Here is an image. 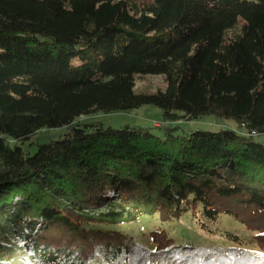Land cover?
Instances as JSON below:
<instances>
[{"label":"trees","instance_id":"obj_1","mask_svg":"<svg viewBox=\"0 0 264 264\" xmlns=\"http://www.w3.org/2000/svg\"><path fill=\"white\" fill-rule=\"evenodd\" d=\"M148 74L165 87L136 91ZM145 104L167 123L212 115L242 129L158 135L78 122ZM54 128L66 132L32 154L23 147ZM258 134L264 0H0V264H24L25 250L44 264L65 249L118 252L134 240L120 225L187 213L202 227L227 215L264 256ZM145 235L154 250L176 241L163 227Z\"/></svg>","mask_w":264,"mask_h":264},{"label":"rangeland","instance_id":"obj_2","mask_svg":"<svg viewBox=\"0 0 264 264\" xmlns=\"http://www.w3.org/2000/svg\"><path fill=\"white\" fill-rule=\"evenodd\" d=\"M165 87L162 75H144L136 79L135 90L153 92ZM80 123H94L103 128H122L124 126H144L153 133L160 135L164 126H175L178 134H188L194 130L218 131L233 129L238 132L242 129L233 119L204 115L196 120L180 119L173 123L163 121L162 110L153 104H145L138 108L120 112L85 115L78 119ZM158 126L160 128L154 127ZM65 128H54L38 132L23 147L34 153L37 145L61 137ZM257 142L264 143V134L254 136ZM200 226L193 215L184 214L178 220L169 224H160L155 216H140L136 223L122 224L118 228L134 239L131 243L119 249L118 252L106 250L97 246L94 253L82 259L74 249H66L56 257L54 264H130L139 260L138 264H186L189 258L213 257L222 261L229 259L230 264H264V256L257 252L249 243V232L241 224L230 219L225 214H219L215 223L205 222ZM165 228L175 238V244L167 249L154 250L153 245L147 242L146 235L152 229ZM227 233L236 234L242 245H236L225 239ZM24 234V232L22 233ZM13 242L23 245L30 240H22L20 235L13 237ZM153 249V250H152ZM233 251L238 252L235 254ZM225 253L227 255H225ZM240 253V254H239ZM185 254V261L179 263L178 255ZM230 255V256H229ZM238 258H235V256ZM24 264H44L36 255L28 250L22 256ZM222 259V260H220ZM228 263V262H226Z\"/></svg>","mask_w":264,"mask_h":264},{"label":"bare ground","instance_id":"obj_3","mask_svg":"<svg viewBox=\"0 0 264 264\" xmlns=\"http://www.w3.org/2000/svg\"><path fill=\"white\" fill-rule=\"evenodd\" d=\"M177 258L179 259V263H180L182 261H185L186 256H185V254H183L181 256L178 255ZM220 260H222V259H220ZM138 261L137 260H132V262H130V264H138ZM226 261L228 263H226ZM185 263L186 264H230L229 263V259L228 260H224L223 259L222 261H219V260H216L213 257H210V258L206 257L205 259H202V258H189V260L188 261L186 260ZM258 263H256V264H258ZM243 264H244V262H243Z\"/></svg>","mask_w":264,"mask_h":264}]
</instances>
